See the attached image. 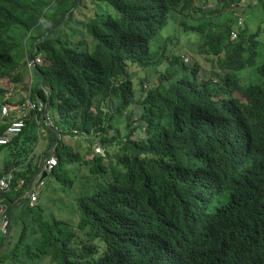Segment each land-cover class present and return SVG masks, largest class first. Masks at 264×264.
Segmentation results:
<instances>
[{
  "label": "trees",
  "instance_id": "obj_1",
  "mask_svg": "<svg viewBox=\"0 0 264 264\" xmlns=\"http://www.w3.org/2000/svg\"><path fill=\"white\" fill-rule=\"evenodd\" d=\"M209 1L0 0V95L10 79L25 88L20 103L30 90L48 102L43 112L0 119V136L25 121L0 144V177L15 172L1 197L23 222L17 241L0 236V264H264V57L256 34L231 40L230 10L242 0H221V10L206 9ZM217 10L230 18L211 23L195 50L205 69L200 60L191 66L188 50L151 48L171 12ZM147 69L155 78L135 88ZM13 100L4 103L14 109ZM124 111L121 133L112 119ZM40 126L49 130L45 150ZM51 155L58 164L47 177L64 182L60 166L73 161L102 177L68 218L48 214L43 192L28 199Z\"/></svg>",
  "mask_w": 264,
  "mask_h": 264
},
{
  "label": "rangeland",
  "instance_id": "obj_2",
  "mask_svg": "<svg viewBox=\"0 0 264 264\" xmlns=\"http://www.w3.org/2000/svg\"><path fill=\"white\" fill-rule=\"evenodd\" d=\"M224 1L221 0H210L209 3L206 6V9H211L213 7H218L221 9L226 8V3L224 4ZM220 10H217V13L214 15H203V12L194 13V14H188L187 12H171L170 17L168 19V23L164 26V28L161 30V33L151 40V48L153 50H160L161 46L167 45L168 51L172 53V55H175L178 53L177 50L184 49L190 51V53L185 52L186 58L191 59V66L194 64V60H200L202 61V68L205 69L208 66V63H205L204 59H201V57L198 55L195 50L199 49L200 43L204 40L203 37L209 32L214 33V29L210 28L211 23L218 22V21H225L227 18H230L228 13L230 11L234 12L232 15V20L234 23V28L240 31L242 30V36L240 35L234 38V36H231V40L238 41L242 39L243 36H249L251 34H256V39L258 40V52L261 57H264V7L263 4L259 0H242L240 1L238 8H232L229 12H220ZM219 12V13H218ZM200 16V17H199ZM241 20V23H238V21ZM202 26L205 27L204 32L202 33L198 29L194 30L191 26ZM211 29V30H209ZM208 30V31H207ZM179 54V53H178ZM178 67V74L182 75L184 71L181 69L182 66L179 64H176ZM176 66H171V69H173ZM163 68V66H161ZM138 70V68H137ZM136 70V71H137ZM212 70L211 67H209V71ZM204 72L201 70V73ZM193 75L192 73H190ZM156 76V70H141L140 74H138L135 77L134 86L135 88H138L139 82L141 81L145 87L148 85V80L154 79ZM213 77V76H211ZM2 78V77H0ZM9 81L8 86H10V89H8V86L4 84L7 87V90L3 92V94L0 95V107L2 108V105L4 104V100L6 98H9L12 102H14L13 99H16V102H20L23 98V93L25 88L22 84L17 81V83H13L10 79H6ZM29 80V77L26 79ZM14 86H12V84ZM140 82V83H141ZM1 83V82H0ZM8 91V92H7ZM7 92V93H6ZM105 109L113 112L114 107L110 108L109 105H104ZM1 113V112H0ZM129 114L128 111H124L122 116H115L112 119V123L120 129L121 133L126 132V125L127 120L126 116ZM139 111H137L134 114V117L132 118L134 121L132 122L135 124L139 120ZM0 119L2 120V115H0ZM136 124H139L137 122ZM41 129H39V137H40V144L38 146V150H41L45 143H48V128L45 126H40ZM109 127L108 131L109 134H113L115 132V129L117 128ZM117 133V132H115ZM143 131L138 130L135 134L136 138L142 137ZM82 139V138H81ZM76 140V138H75ZM68 138L67 141L72 143V145H77V140ZM79 140V139H78ZM84 142V141H83ZM87 143V141H85ZM83 144V143H81ZM99 144V143H98ZM100 145V144H99ZM95 146V145H94ZM103 146V145H102ZM85 148L81 149V153L83 156V153H85ZM3 152L0 151V169L3 168ZM90 159V158H89ZM62 171L66 174L63 177L64 182H61L60 180H57L54 175H49L48 177H45V185L41 188V193H44V198L41 201L45 202L48 206L47 212L48 214H55L59 216L58 214H61L62 217H66L68 214V217H70V213H74L75 209V203L79 196L91 192L97 185L98 182L102 180L101 175L94 174L90 166L86 162H64L61 166ZM65 178H68L70 182H65ZM38 180H36L35 183H37ZM72 181V182H71ZM40 200V197L38 201ZM21 218L27 219L28 212L27 207L22 206L21 208ZM77 211V210H76ZM60 217V216H59ZM23 222L19 219V213L16 212L13 217L12 221V228L10 231V238L12 241H17L19 234L22 229Z\"/></svg>",
  "mask_w": 264,
  "mask_h": 264
},
{
  "label": "built area",
  "instance_id": "obj_3",
  "mask_svg": "<svg viewBox=\"0 0 264 264\" xmlns=\"http://www.w3.org/2000/svg\"><path fill=\"white\" fill-rule=\"evenodd\" d=\"M241 23V20L239 21ZM234 38L238 36L237 32L233 33ZM41 58L37 57L34 59L30 57V65H36L37 62H40ZM46 108V104L43 101L33 100L28 98L20 107L21 110H29V109H37L40 111H44ZM3 112L8 114L9 108L8 106L3 107ZM49 120V118H47ZM25 126V121L23 119H17L12 122V124L8 127L6 135L0 137V143H7L12 139L13 136L17 135L20 131H22L23 127ZM95 151L98 153L105 154L104 148L101 145H97ZM58 164L57 157L52 155L45 159L44 165L41 167L37 177L39 178L42 173L46 171L53 170ZM14 178L13 170L9 171L8 173L4 174L0 177V197L3 192L11 189L12 182ZM45 181L43 179L39 180V184H35V182L31 184L29 189V197L31 203H34L38 200L39 197V187L43 185ZM11 221V217L9 214V206L6 202L0 198V235H4L8 232L9 224Z\"/></svg>",
  "mask_w": 264,
  "mask_h": 264
},
{
  "label": "clouds",
  "instance_id": "obj_4",
  "mask_svg": "<svg viewBox=\"0 0 264 264\" xmlns=\"http://www.w3.org/2000/svg\"><path fill=\"white\" fill-rule=\"evenodd\" d=\"M240 23V22H239ZM236 32V31H235ZM238 33V32H237ZM28 98H31V99H33V100H37L38 102L39 101H43L45 104H46V107H47V105H48V102H46V101H44L43 99H41V98H33V96H32V90H30L29 91V93L28 94H26V99L23 101V102H19L20 104H19V106H17V107H15L14 109H12L9 105H7V104H3L2 105V116H12V117H17L18 115H22V116H24L23 114H30L32 111H35V113H37V112H43V111H40V110H37V109H35V110H33V109H29V110H21L20 109V107H21V105L28 99ZM8 106V108H9V113L8 114H6V113H4L3 112V107L4 106ZM46 109V108H45ZM47 121H50V117H49V120L47 119ZM10 126V125H9ZM8 126V127H9ZM8 129V128H7ZM7 132V131H6ZM21 132V131H20ZM5 135H6V133H5ZM5 135H3V136H5ZM0 137H2V136H0ZM0 144H5V143H0ZM52 156V155H51ZM55 156V155H54ZM46 159V158H45ZM45 159L43 160V162H45ZM57 160H58V158H57ZM43 162H42V164H43ZM44 165V164H43ZM43 165H41V167L43 166ZM11 170H13V173H14V176H15V172H14V169H11ZM46 171V170H45ZM48 172V171H47ZM8 173V172H7ZM44 173V172H43ZM43 173H42V175H43ZM4 174H6V173H4ZM3 174V175H4ZM2 175V176H3ZM38 175V174H37ZM37 175H36V177L34 178V180H33V183L34 182H36V180H38L37 181V183H35V184H39V180H41V179H43L44 181H45V177L44 178H42V175L38 178L37 177ZM14 179V178H13ZM12 184H13V182H12ZM45 185V183L43 184V185H41L40 187H39V197H40V195H41V188L43 187ZM12 188V187H11ZM30 189V188H29ZM39 197H38V199H39ZM0 198H2V197H0ZM3 199V198H2ZM28 199L30 200V197H29V190H28ZM3 201L4 202H6L4 199H3ZM38 201V200H37ZM37 201H35L34 203H36ZM30 202H31V200H30ZM7 203V202H6ZM8 204V203H7ZM33 204V203H32ZM8 206H9V204H8ZM9 214H10V217H11V221H10V224H9V229H8V232L6 233V234H4V235H0V236H5V235H8V233H10V231H11V228H12V221H13V219H12V214H11V212H10V207H9Z\"/></svg>",
  "mask_w": 264,
  "mask_h": 264
},
{
  "label": "crops",
  "instance_id": "obj_5",
  "mask_svg": "<svg viewBox=\"0 0 264 264\" xmlns=\"http://www.w3.org/2000/svg\"><path fill=\"white\" fill-rule=\"evenodd\" d=\"M48 145H49V143H45L44 146L42 147V150H45L46 148H48Z\"/></svg>",
  "mask_w": 264,
  "mask_h": 264
},
{
  "label": "water",
  "instance_id": "obj_6",
  "mask_svg": "<svg viewBox=\"0 0 264 264\" xmlns=\"http://www.w3.org/2000/svg\"><path fill=\"white\" fill-rule=\"evenodd\" d=\"M43 164H44V162H43ZM42 164V165H43ZM48 175V172L47 171H44V173H43V175H42V178H44V177H46Z\"/></svg>",
  "mask_w": 264,
  "mask_h": 264
}]
</instances>
